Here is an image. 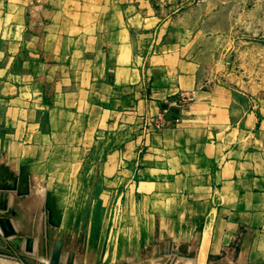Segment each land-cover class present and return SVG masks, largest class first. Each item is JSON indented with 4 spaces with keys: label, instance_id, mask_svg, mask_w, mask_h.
<instances>
[{
    "label": "crops",
    "instance_id": "1",
    "mask_svg": "<svg viewBox=\"0 0 264 264\" xmlns=\"http://www.w3.org/2000/svg\"><path fill=\"white\" fill-rule=\"evenodd\" d=\"M6 1L4 193H47L21 190L24 179L46 180L57 163H83L82 150L86 164L98 166L89 156L103 151V191L123 195V205L166 196L183 210L198 208L197 236L182 244L154 238L173 248L166 259L183 251L189 264H264V100L251 106L207 71L220 33L204 23L217 9L204 2L182 10L188 0ZM185 92L193 101L180 122L155 130L151 122Z\"/></svg>",
    "mask_w": 264,
    "mask_h": 264
},
{
    "label": "rangeland",
    "instance_id": "2",
    "mask_svg": "<svg viewBox=\"0 0 264 264\" xmlns=\"http://www.w3.org/2000/svg\"><path fill=\"white\" fill-rule=\"evenodd\" d=\"M204 2L217 9L204 24L213 22L214 31L220 33L211 39L214 49L207 71L215 85L258 105L264 100V0H188L182 10ZM14 3L9 2L10 10ZM7 5L0 0V12ZM87 154L77 152L83 163L51 165L46 180L24 179L28 187L21 190L34 185L47 193L9 195L0 186V264H189L183 251L166 259L173 248L164 241L155 243L154 238L182 244L197 236L198 208L183 210L180 200L173 203L166 196L135 198L123 205V195L103 191L97 169L104 152L96 150L89 156L100 167L96 162L88 166ZM70 155L68 151V159ZM189 222L194 231L190 236ZM149 243L160 251H152Z\"/></svg>",
    "mask_w": 264,
    "mask_h": 264
},
{
    "label": "built area",
    "instance_id": "3",
    "mask_svg": "<svg viewBox=\"0 0 264 264\" xmlns=\"http://www.w3.org/2000/svg\"><path fill=\"white\" fill-rule=\"evenodd\" d=\"M191 101H193V96L189 92L182 93L176 100L170 103L168 110L163 111L158 119H155L151 122L154 129L158 131L163 129L167 124H170L171 122L175 124L179 123V112L183 108H185ZM168 113L172 117V119L166 118Z\"/></svg>",
    "mask_w": 264,
    "mask_h": 264
}]
</instances>
